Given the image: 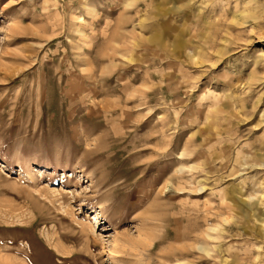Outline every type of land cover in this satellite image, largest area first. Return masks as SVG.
I'll return each instance as SVG.
<instances>
[{
  "label": "rangeland",
  "instance_id": "rangeland-1",
  "mask_svg": "<svg viewBox=\"0 0 264 264\" xmlns=\"http://www.w3.org/2000/svg\"><path fill=\"white\" fill-rule=\"evenodd\" d=\"M11 262L264 264V0H0Z\"/></svg>",
  "mask_w": 264,
  "mask_h": 264
},
{
  "label": "bare ground",
  "instance_id": "bare-ground-1",
  "mask_svg": "<svg viewBox=\"0 0 264 264\" xmlns=\"http://www.w3.org/2000/svg\"><path fill=\"white\" fill-rule=\"evenodd\" d=\"M246 15H247V14H246ZM243 16H244V15H243ZM248 16H249V15H248ZM238 17H240V16H239V15H235V18H236V19H237ZM244 17H245V16H244ZM240 19H241V18H240ZM241 20H242V19H241ZM248 22H251V20H248L247 23H248ZM253 23H254V22H253ZM96 221H97V219H96ZM202 249H203V248H202ZM203 250L206 251V252H208V250L205 249V248H204ZM11 261H12V260H11ZM12 262H13V261H12ZM12 262H11V263H12ZM14 263H15V262H14ZM12 264H13V263H12Z\"/></svg>",
  "mask_w": 264,
  "mask_h": 264
}]
</instances>
